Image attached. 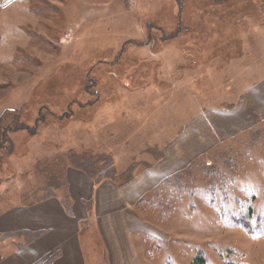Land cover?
Returning a JSON list of instances; mask_svg holds the SVG:
<instances>
[{"label": "rangeland", "instance_id": "obj_1", "mask_svg": "<svg viewBox=\"0 0 264 264\" xmlns=\"http://www.w3.org/2000/svg\"><path fill=\"white\" fill-rule=\"evenodd\" d=\"M263 48L264 0L0 9V213L64 200L67 165L126 182L169 163L135 208L150 230L133 264H264ZM82 229L87 264H108L95 221ZM15 236L34 234L0 239Z\"/></svg>", "mask_w": 264, "mask_h": 264}, {"label": "crops", "instance_id": "obj_2", "mask_svg": "<svg viewBox=\"0 0 264 264\" xmlns=\"http://www.w3.org/2000/svg\"><path fill=\"white\" fill-rule=\"evenodd\" d=\"M18 1L0 0V9ZM258 85H264V78L251 87ZM247 93L256 95V98L262 94H257L253 88ZM252 110L247 111V118L253 116ZM243 116L236 110L215 114L222 122L220 127H225V123L237 127ZM168 167L169 163L155 165L126 182L115 178L95 182L81 167L67 165L61 176L68 197V210L61 198L50 194L31 204L8 207L0 213V236L21 231L34 234L25 242L17 240V236L9 242L8 238H1L0 264H87L80 234L84 224L91 220L95 221L108 264H133L137 254L133 236L137 230H150L149 224L136 212L135 202L146 188L154 184L153 180L168 175ZM149 179L151 184L143 182Z\"/></svg>", "mask_w": 264, "mask_h": 264}, {"label": "trees", "instance_id": "obj_3", "mask_svg": "<svg viewBox=\"0 0 264 264\" xmlns=\"http://www.w3.org/2000/svg\"><path fill=\"white\" fill-rule=\"evenodd\" d=\"M80 167V166H79ZM81 168L83 169V170H85L86 172H87V174L88 175H90L94 180H95V182H97V181H99L100 179H102V178H115L114 176H104V177H99V178H95L94 176H93V174L92 173H90V172H88L84 167H82L81 166ZM144 198V197H143ZM66 199H68V197L66 196V198L64 199V200H62L61 199V201L63 202V205H64V207L68 210V208H69V206H68V204H67V200ZM142 198L141 199H139L137 202H136V204H135V208L137 209L138 207H139V205L142 203ZM34 237V236H33ZM201 261H203L201 258H200V264L202 263Z\"/></svg>", "mask_w": 264, "mask_h": 264}]
</instances>
